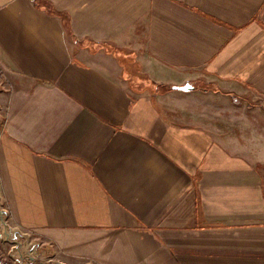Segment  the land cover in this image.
Masks as SVG:
<instances>
[{
	"label": "crops",
	"instance_id": "0c3cea01",
	"mask_svg": "<svg viewBox=\"0 0 264 264\" xmlns=\"http://www.w3.org/2000/svg\"><path fill=\"white\" fill-rule=\"evenodd\" d=\"M0 212L17 264H264V0H0Z\"/></svg>",
	"mask_w": 264,
	"mask_h": 264
},
{
	"label": "built area",
	"instance_id": "2783aa9c",
	"mask_svg": "<svg viewBox=\"0 0 264 264\" xmlns=\"http://www.w3.org/2000/svg\"><path fill=\"white\" fill-rule=\"evenodd\" d=\"M0 214H1V212H0ZM2 235L3 234L0 231V264H17V261L15 259H13L9 255V251H5L3 249V247H2V241H1ZM33 262H34V260H32L29 264H32Z\"/></svg>",
	"mask_w": 264,
	"mask_h": 264
},
{
	"label": "rangeland",
	"instance_id": "374dc122",
	"mask_svg": "<svg viewBox=\"0 0 264 264\" xmlns=\"http://www.w3.org/2000/svg\"><path fill=\"white\" fill-rule=\"evenodd\" d=\"M187 77H189V79H187V81L185 82L186 84L188 83V84H191V85H193V87H196V89H200V88H202L203 87V82H197V80L196 79H194L195 77L194 76H187ZM185 85V84H184ZM222 85H226V84H224V83H222Z\"/></svg>",
	"mask_w": 264,
	"mask_h": 264
},
{
	"label": "water",
	"instance_id": "95a60500",
	"mask_svg": "<svg viewBox=\"0 0 264 264\" xmlns=\"http://www.w3.org/2000/svg\"><path fill=\"white\" fill-rule=\"evenodd\" d=\"M174 89H178V90L187 92V91L193 90L194 87L191 84L187 83V84H185V85H183L181 87H174Z\"/></svg>",
	"mask_w": 264,
	"mask_h": 264
},
{
	"label": "trees",
	"instance_id": "16d2710c",
	"mask_svg": "<svg viewBox=\"0 0 264 264\" xmlns=\"http://www.w3.org/2000/svg\"><path fill=\"white\" fill-rule=\"evenodd\" d=\"M215 91H220V90L216 88Z\"/></svg>",
	"mask_w": 264,
	"mask_h": 264
}]
</instances>
